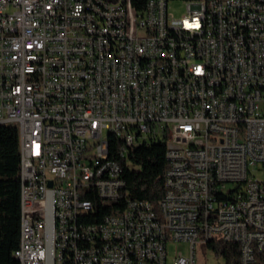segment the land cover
<instances>
[{
	"label": "built area",
	"instance_id": "obj_1",
	"mask_svg": "<svg viewBox=\"0 0 264 264\" xmlns=\"http://www.w3.org/2000/svg\"><path fill=\"white\" fill-rule=\"evenodd\" d=\"M0 124L19 129L21 264H208L215 237L264 264V0H0ZM159 139L156 208L126 171Z\"/></svg>",
	"mask_w": 264,
	"mask_h": 264
},
{
	"label": "trees",
	"instance_id": "obj_2",
	"mask_svg": "<svg viewBox=\"0 0 264 264\" xmlns=\"http://www.w3.org/2000/svg\"><path fill=\"white\" fill-rule=\"evenodd\" d=\"M134 154L138 168L126 171L130 195L148 199L157 208L165 190L169 167L164 139L143 146ZM19 129L16 125L0 124V264H21L15 258L21 237V182L19 177ZM127 199L114 202V212L123 210ZM99 206H103L98 202ZM107 212H110L109 210ZM225 264L240 263V244L215 237L208 245Z\"/></svg>",
	"mask_w": 264,
	"mask_h": 264
},
{
	"label": "bare ground",
	"instance_id": "obj_3",
	"mask_svg": "<svg viewBox=\"0 0 264 264\" xmlns=\"http://www.w3.org/2000/svg\"><path fill=\"white\" fill-rule=\"evenodd\" d=\"M130 11H138V4H130ZM17 122V114H2V123ZM114 135V128L104 129V139H111ZM143 140H134V147H138ZM221 146H233L237 145L236 136H221ZM124 207H131V199H127Z\"/></svg>",
	"mask_w": 264,
	"mask_h": 264
},
{
	"label": "rangeland",
	"instance_id": "obj_4",
	"mask_svg": "<svg viewBox=\"0 0 264 264\" xmlns=\"http://www.w3.org/2000/svg\"><path fill=\"white\" fill-rule=\"evenodd\" d=\"M170 10L177 16L182 15L186 11V5L181 1H172L169 5ZM259 176H262V171H257ZM185 248L184 245L181 244H173L170 246V256L172 257L175 254L176 247ZM199 251V250H198ZM200 262H207L208 264H223L220 257H217L215 253L208 251L207 253H198Z\"/></svg>",
	"mask_w": 264,
	"mask_h": 264
}]
</instances>
